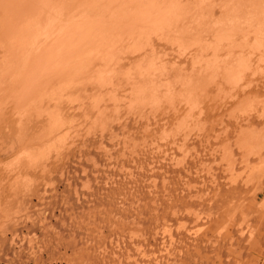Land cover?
Masks as SVG:
<instances>
[{"label": "rangeland", "instance_id": "374dc122", "mask_svg": "<svg viewBox=\"0 0 264 264\" xmlns=\"http://www.w3.org/2000/svg\"><path fill=\"white\" fill-rule=\"evenodd\" d=\"M250 120L264 0H0V264H98L84 236H117L118 183L154 201L158 238L188 237L180 264H264Z\"/></svg>", "mask_w": 264, "mask_h": 264}, {"label": "bare ground", "instance_id": "6f19581e", "mask_svg": "<svg viewBox=\"0 0 264 264\" xmlns=\"http://www.w3.org/2000/svg\"><path fill=\"white\" fill-rule=\"evenodd\" d=\"M142 3H143V1H142ZM44 6H45L44 7V14L47 15V17L45 18V20H42V22L40 21L41 23H39L38 29H43V31H49L53 27V25H54V23H53L54 19L52 21L53 16L51 17V19H50V16L53 15L54 12H55V15L56 16H57V14L59 16V13H58L59 10H57L58 8L56 9L52 5L49 6L48 4L46 5L45 3H44ZM144 14L145 13H143V15ZM113 16L114 15H112V18H113ZM115 16H116V13H115ZM115 16H114V18H115ZM138 17L140 18V16H138ZM57 18L58 17H56L55 19H57ZM153 24H152V26H154L156 23L154 25ZM161 25H159V26L161 27ZM150 26L151 25H149V27ZM167 26H168V24H167ZM164 27L165 26H163V28ZM76 28H79V27H76ZM54 30H55V28H54ZM72 30L74 32V29H72ZM84 32H85L84 30H82L81 28H79V31H76L75 33H77V35L79 36V34H83ZM254 37H256V35ZM75 41L73 42V44L75 43ZM70 42L72 43V41H70ZM71 43H70V45H71ZM253 47H255V46L253 45ZM56 48H58V47H56ZM74 54H75V52H74ZM74 54L69 55V56L75 57ZM72 57H69V58H72ZM77 57H78V55H77ZM69 58L67 56V59H69ZM76 62H77V60H76ZM239 65H240V63H239ZM240 68H242V67H240ZM228 78H229V76H228ZM254 96L256 97V95H254ZM254 96H252V97L254 98ZM259 96L260 95H258V97ZM258 97H257V99H258ZM260 98H261V100H263L262 97H260ZM261 119H262V117H261ZM250 121H249L248 124H245L244 126H246L247 128H249L250 130H254L255 129L254 132H256V128H257V132L256 133H258V128H262V130L259 129L260 131H263L264 130V126H259L260 125L259 123L255 125V124L252 123V121L251 122ZM243 132H244V129H243ZM110 172H111V170H110ZM120 174H121V176H120ZM122 174H124V173H121V171H120V173L119 174H116V176H118V177L120 176V178L123 179L124 177L122 178ZM125 178H126V175H125ZM132 178H134V179L136 178L135 181H137V179H138L136 176H134ZM116 180H117V178H116ZM101 182H102V180L99 183H101ZM133 182H134V180H133ZM151 182H152V180H151ZM115 183H117V182H115ZM96 184H97V182H96ZM101 184L103 185L104 183H101ZM118 184H116L117 186L115 185V187H114L113 184L112 185H113V187L116 190H118L115 193L119 196V197H117L119 199H115L116 197L114 198V200L112 202H114L115 204H113L112 202L110 204L108 203L109 205L113 206L115 208V210L117 211V213L114 214V216H116V218L113 219L114 216L112 217V216H110V214L107 215V213H105V215H106L107 218L103 221V223H105L104 225H107V227L110 229V231H112L114 234L118 233L117 236H114L113 238H111L108 241L102 235H100V232H98L96 230H95V237L96 238H94V236L92 235V232H90L89 234H87V235L84 236V240L86 239L87 242L93 244L91 246L92 248L90 247V250L92 251V253L94 252V255H93V258H92L94 260V263L95 262L96 263L98 262V264H180V261H182V258L181 257L184 256L185 250H182V248H180L178 246L179 245H182L183 243H185L188 240V237L185 234H182V236L180 235L182 238H180L179 235L177 236L179 238H176V239H172L171 237H168L169 239L168 238L167 239L158 238V236H157L158 235V227H157V224H154V221H155L154 219L156 218V215L154 214L155 208H154V206H152V203H154V201L152 200V203H151V200L149 199L150 201H148L147 197L145 196V198L147 199L148 203H143V202L140 203L141 197H139V194H138V193L141 192L139 190H142L143 191V189L146 188V186L148 184H150V183L144 184V186H143L144 188L143 189H142L141 184L140 183L139 184L137 183V186L139 185L137 187V189H139V190L137 191L136 194L138 195V197L140 199L139 200H134L135 201L134 204H132V202H131L132 201L131 198H132L133 195L131 196V198L129 196L130 194H133L136 191V190H134V191L132 190V189H135V186L133 185V183H132V185H133L134 188L131 189L133 191V193L130 190H127L126 187H122L121 186L122 183H120V185H118ZM192 187H193V185H192ZM151 189L152 188L146 189V190L144 189V194H145V192L149 194V191H147V190H150L151 191ZM123 192H124V194L126 192L128 193V195L125 194V196H126L125 198H127V196H129V199L130 200H127L126 199V201H125V199L123 197L124 195L122 194ZM142 194H143V192H142ZM148 194H146V195L149 197ZM134 196H135V194H134ZM151 196L152 195L150 194V197ZM143 197H144V195L142 196V199H143ZM147 201L145 200V202H147ZM149 203H151V204H149ZM128 220H129V224L126 227V221H128ZM111 221H113L112 222V225L108 226V223H110ZM160 229L162 230V228H160ZM79 233H80L79 235L82 234L81 232H79ZM185 233H186V231H185ZM188 241H190V240H188ZM169 245L170 246L172 245V247H170V249H169Z\"/></svg>", "mask_w": 264, "mask_h": 264}, {"label": "crops", "instance_id": "0c3cea01", "mask_svg": "<svg viewBox=\"0 0 264 264\" xmlns=\"http://www.w3.org/2000/svg\"><path fill=\"white\" fill-rule=\"evenodd\" d=\"M75 32H76V30L74 29V32H73V30H70L69 32H67V34H69V33L76 34Z\"/></svg>", "mask_w": 264, "mask_h": 264}]
</instances>
